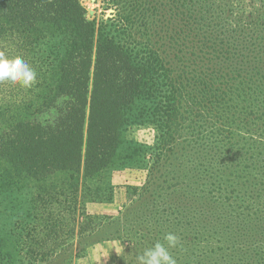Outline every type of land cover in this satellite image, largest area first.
I'll return each instance as SVG.
<instances>
[{"label": "trees", "instance_id": "trees-1", "mask_svg": "<svg viewBox=\"0 0 264 264\" xmlns=\"http://www.w3.org/2000/svg\"><path fill=\"white\" fill-rule=\"evenodd\" d=\"M107 6L116 11L110 19L118 18L113 31L96 29L80 0H0V51L22 56L38 74L31 89L0 84V160L32 179L58 171L92 177L113 163L126 110L138 97H161L156 118L185 106L198 118L189 135L196 160L209 152L222 169L250 172L234 176L257 202L227 220L202 217L207 237L181 235L170 253L177 264H264V0ZM200 118L205 127L196 125ZM234 118L250 135L236 161L223 153L237 145ZM168 130L164 151L184 137L177 127ZM157 241L166 244L127 232L125 264H137Z\"/></svg>", "mask_w": 264, "mask_h": 264}, {"label": "rangeland", "instance_id": "rangeland-1", "mask_svg": "<svg viewBox=\"0 0 264 264\" xmlns=\"http://www.w3.org/2000/svg\"><path fill=\"white\" fill-rule=\"evenodd\" d=\"M80 2L96 29L118 28V18L110 19L116 11L107 0ZM136 28L137 35H143V28ZM160 98L143 94L126 110L129 122L121 130L113 163L92 177L58 171L32 179L0 160V264H125L130 259L122 243L127 232L147 239L167 233L207 237L198 224L202 217L227 220L243 215L241 206L257 202L255 192L234 176L240 173L248 179L250 172L239 166L222 169L209 152L198 153L196 160L189 135L198 118L189 116L185 106L152 117ZM237 119V145L223 147L233 161L242 157L237 146L250 142L246 125ZM203 120L196 125L205 127ZM173 127L184 137L164 151L163 142ZM213 185L224 190L214 193ZM181 223L189 226L182 230ZM116 248L122 249L120 254Z\"/></svg>", "mask_w": 264, "mask_h": 264}, {"label": "clouds", "instance_id": "clouds-1", "mask_svg": "<svg viewBox=\"0 0 264 264\" xmlns=\"http://www.w3.org/2000/svg\"><path fill=\"white\" fill-rule=\"evenodd\" d=\"M4 83L31 89L38 83V74L22 56L9 58L5 52L0 51V84ZM163 241L166 244L157 241L137 255V264H177L169 249L177 246L179 238L174 233H167ZM115 251L120 254L122 249L116 248Z\"/></svg>", "mask_w": 264, "mask_h": 264}]
</instances>
